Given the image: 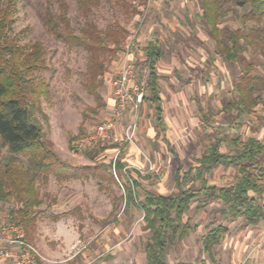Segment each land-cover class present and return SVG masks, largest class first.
Masks as SVG:
<instances>
[{
  "label": "rangeland",
  "instance_id": "374dc122",
  "mask_svg": "<svg viewBox=\"0 0 264 264\" xmlns=\"http://www.w3.org/2000/svg\"><path fill=\"white\" fill-rule=\"evenodd\" d=\"M14 1L8 38L24 47L39 43L45 50L47 71L39 77L49 92L40 97L46 116L42 123L58 154L73 165L109 164L115 158L125 165L115 172L116 181H58L53 175L47 183L39 181L44 213L30 230L27 242L41 264H146L145 245L150 233L144 227L141 209L125 210L124 181L131 177L141 183L137 189L140 198L146 191L170 194L176 190L175 156L186 170L216 140L223 142V151L230 147L228 139L237 135L256 136L264 142V103L243 117L235 110L227 111L225 103L233 97L241 66L216 54L215 42L199 17V0H102L89 19L102 30L118 20L128 35L123 49L114 57H106L107 71L95 82L102 97L99 100L87 87V51L56 40L46 29L43 15L50 6L57 9L54 1ZM68 2L71 28L79 33L86 18L76 0ZM223 4L225 15L220 26L241 27L242 16L250 7L238 6L235 0ZM155 40L164 51L157 72L166 135L157 125L153 106L143 101L133 143L102 144L91 151L93 158L75 149L76 139L109 116L115 101L112 83L125 63L135 65L139 81L148 77L140 49ZM245 54L255 62V73L264 76L260 51L253 47ZM148 93L146 87L145 95ZM131 120V113L126 112L117 133L123 134ZM0 150L5 152L1 145ZM233 174L232 169L217 167L208 178L211 184L227 186L233 182ZM13 205L16 203H0V223L10 221L9 208ZM195 206L192 204L188 214L193 228L169 248L168 264H264V222L251 227L243 218H226L217 202L204 211H195ZM55 215L61 218L54 219ZM219 224L227 225L230 231L216 247V261L212 262L202 252V238Z\"/></svg>",
  "mask_w": 264,
  "mask_h": 264
},
{
  "label": "trees",
  "instance_id": "16d2710c",
  "mask_svg": "<svg viewBox=\"0 0 264 264\" xmlns=\"http://www.w3.org/2000/svg\"><path fill=\"white\" fill-rule=\"evenodd\" d=\"M53 1L57 9L50 6L43 15L46 29L56 40L87 51V87L98 100L102 99L95 82L107 71L106 57H114L123 49L128 30L118 20L105 30L100 29L89 18L102 0H76L79 12L86 18L76 33L70 25L68 0ZM224 1L199 0L202 10L199 17L215 42L216 54L241 66L233 97L225 105L227 111L235 110L238 117H243L264 103V76L255 73V62L245 54L255 47L264 56V0H235L238 6L250 7L242 16V26L237 28L220 26L225 15ZM15 5L14 0H0V145L5 149V152L0 150V203H16L9 208V220L21 226L28 237L44 213L39 181L47 183L52 175L58 181L90 178L116 181L115 172L123 164L116 160L109 164L73 165L58 154L42 123L46 116L40 97L49 92L48 85L39 77L47 71L45 50L39 43L24 47L8 38ZM134 11L137 12L135 8ZM250 21L253 25H248ZM140 50L148 70L149 93L144 101L154 105L157 122L164 126L157 74V63L164 56L163 47L155 40ZM222 144L220 140L210 143L197 159V166L183 173L179 165L176 190L170 194L146 191L140 198L137 191L140 183L131 177L124 181V208L141 209L144 227L150 233L145 245L146 264H168L169 248L185 239L193 228L192 220L187 218L193 202L197 211L219 202L222 216L243 217L251 226L264 221V142L256 136L237 135L228 139V151L222 150ZM100 145L84 149V154L93 158L91 151ZM218 166L235 170L231 184L209 183L205 174ZM228 232L227 225L219 224L203 236L202 252L212 262L216 261V247Z\"/></svg>",
  "mask_w": 264,
  "mask_h": 264
},
{
  "label": "built area",
  "instance_id": "2783aa9c",
  "mask_svg": "<svg viewBox=\"0 0 264 264\" xmlns=\"http://www.w3.org/2000/svg\"><path fill=\"white\" fill-rule=\"evenodd\" d=\"M147 78L139 81L135 65L125 63L114 79L113 95L115 106L109 116L100 122L91 132L73 142L75 149H90L98 144L133 143V129L139 119V112L144 101ZM126 112L132 120L123 134L117 133V126ZM41 264L26 240L24 229L13 221L0 223V263Z\"/></svg>",
  "mask_w": 264,
  "mask_h": 264
},
{
  "label": "crops",
  "instance_id": "0c3cea01",
  "mask_svg": "<svg viewBox=\"0 0 264 264\" xmlns=\"http://www.w3.org/2000/svg\"><path fill=\"white\" fill-rule=\"evenodd\" d=\"M157 74H158V72H157ZM158 83H159V82H158ZM158 89H159V87H158ZM159 94H160V91H159ZM160 97H161V94H160ZM161 99H162V97H161ZM146 102H149V103L153 106V108H154V115H155V107H154V105H153L150 101H146ZM114 106H115V101H114V103H113L111 109L114 108ZM162 107H163V121H164V126H160V125H159V123L157 122L156 115H155V119H156V122H157L158 127L163 131V134L166 135L167 124H166V121H165V108H164V102H163V99H162ZM204 152H205V151H204ZM204 152H203V153H204ZM203 153H202V154H203ZM202 154H201V155H202ZM201 155H200V156H201ZM200 156H199V157H200ZM199 157H198V158H199ZM198 158H197V159H198ZM197 159H196V163H194L193 165H191V167H195V166H197ZM116 160H120V161H121V159H117V158H115V159H114L113 161H111V162H114V161H116ZM175 160L178 161V167H177V170H178V168H179V165L182 166V173H183L184 171H187L188 169L191 168V167H189L188 169L185 170V169L183 168L182 162L178 159L177 156H175ZM111 162H110V163H111ZM121 163H122V162H121ZM122 164H123V163H122ZM124 167H125V165H123V168H124ZM218 167H224V166H218ZM214 168H217V167H214ZM214 168H213V169H214ZM224 168H226V167H224ZM213 169H212L209 173H206V174H205V177L207 178V180L209 181V183H210V180H209V178H208V175L213 171ZM227 169H232V170H234L233 168H227ZM177 170H176V173H177ZM234 173H235V170H234ZM175 175H176V174H175ZM233 176H234V174H233ZM136 180H137V179H136ZM137 181H138V180H137ZM138 183H140V182L138 181ZM174 184H175V177H174ZM210 184H211V183H210ZM211 185H216V184H211ZM141 186H142V185H141V183H140V187H141ZM218 186H219V185H218ZM140 187H139V188H140ZM175 188H176V185H175ZM165 195H167V194H165ZM194 203L196 204V202H193L192 204H194ZM217 203H218V204L220 205V207H221V204H220L219 202H217ZM209 205H210V204H209ZM209 205H208V206H209ZM208 206H207V207H208ZM207 207H206V208H207ZM191 208H192V206H191ZM206 208H205V209H206ZM192 209H193V208H192ZM192 209H191V210H192ZM205 209H204V210H205ZM194 210L197 211V210H196V206H195ZM204 210H199V211H204ZM60 218H61V217L58 216L57 220H59ZM187 218H188V215H187ZM189 218L191 219V217H189ZM240 218H243V217H240ZM243 219H244V218H243ZM244 220H245V219H244ZM261 222H264V221H261ZM245 223H246V221H245ZM259 223H260V222H259ZM259 223H258L257 225H259ZM246 224H247V223H246ZM247 225H248V226H251V225H249V224H247ZM257 225H255V226H257ZM251 227H254V226H251ZM229 231H230V229H229ZM0 264H12V263H10V262H4V263H0ZM67 264H68V263H67ZM69 264H72V263H69ZM85 264H86V263H85ZM87 264H88V263H87Z\"/></svg>",
  "mask_w": 264,
  "mask_h": 264
}]
</instances>
